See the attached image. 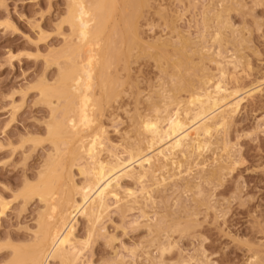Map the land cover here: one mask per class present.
<instances>
[{
	"label": "rangeland",
	"instance_id": "obj_1",
	"mask_svg": "<svg viewBox=\"0 0 264 264\" xmlns=\"http://www.w3.org/2000/svg\"><path fill=\"white\" fill-rule=\"evenodd\" d=\"M118 1L117 10L108 22L109 28L105 29L102 42H99L101 47L105 43L111 52L119 49L121 53L119 57L115 55L119 58L117 61L115 52L112 53L115 58L110 59L108 68L111 79L116 81L113 80L115 83L112 82L109 89L106 80L107 97L100 93L103 86L99 80L92 91L94 97L99 94L103 97L94 107V123L90 126L98 135L101 133L100 159H112L110 153L122 160L127 158V146L133 142L140 144V138H144V134L135 130L140 116L154 115L151 104L162 105V97L168 95L167 92L175 93L171 90L173 81L169 73L173 74L177 69L169 67V62L165 71L161 67H166L164 57L167 54L175 57L173 49L179 46L178 38L186 40L184 49L187 52L189 49L193 52L198 44L202 53L214 56L217 62L221 60L227 92L233 89L241 93L255 86L258 90L242 100L238 112L228 122L226 130L223 129L224 135L222 130L214 134L213 142L220 143L223 139L220 144L227 143L229 155L214 148L212 151H219L223 153L218 152L221 157L225 156L224 160L231 157L230 160L224 162L209 150L198 159L203 162V167L193 164L187 174L184 166L169 169L163 182L156 170V178L161 180L158 185L152 184L154 181L145 182L147 178L144 180L151 199L144 198L146 189L141 192V183L122 176L119 180L121 188L133 190L134 197L126 196L127 200L122 193L121 202L108 200L109 208L94 224L96 232L91 243L82 248L83 264H251V256L255 254H258L256 261L258 257L264 259V84L261 83L264 78V0H135L138 4L140 1L141 6L137 4L138 11L130 19L122 14L124 8L121 0ZM67 3V0H0V200L8 205L0 215V243L5 244L0 245V264L10 257V242L20 244L31 239L36 217L45 209V204L37 197L25 205L18 192L24 181L33 183L36 180L48 152L53 151L45 133L51 113L49 106L40 101L37 86L41 79L52 84L58 66L51 61L75 41L68 24L63 21ZM216 12L222 14L221 20L229 25L221 27V42L215 41L213 36L220 28L216 23ZM129 20L134 25L129 36L136 44L131 46L121 38L122 28ZM218 50L223 58L215 56ZM164 51L165 55L161 53ZM158 52L163 61L156 59ZM185 52L182 51L184 56L189 54ZM192 52L187 57L192 63H200L201 54ZM151 53L154 54L151 56ZM206 60L200 66L205 65L208 72L213 71L212 74L218 76L215 61ZM59 61L64 63V58ZM181 70L184 73L185 70ZM176 96L186 99L188 93L181 91ZM52 101L56 103L55 98ZM91 128L87 133L93 131ZM144 144L143 141L141 146L145 150ZM222 162L229 165L224 167ZM232 162L235 165L231 166ZM221 165L223 170H216L221 172H217L220 180L215 176L217 180L213 178L210 182L208 179L210 183H207L205 174L209 171L206 170ZM74 166L71 168L73 180L78 185L83 177ZM172 171L177 174L168 178L173 175H170ZM75 198L79 199L78 195ZM87 222L86 218L77 216V239L86 237L90 228ZM172 225L178 226H174L176 230ZM165 244L167 251L158 250Z\"/></svg>",
	"mask_w": 264,
	"mask_h": 264
},
{
	"label": "bare ground",
	"instance_id": "obj_2",
	"mask_svg": "<svg viewBox=\"0 0 264 264\" xmlns=\"http://www.w3.org/2000/svg\"><path fill=\"white\" fill-rule=\"evenodd\" d=\"M67 1V15L65 18L63 17V21L68 24L71 35L74 36L75 41H73L74 43L68 45L62 54L60 53L53 61H51L58 66L57 74L52 84H48L46 80L41 79L37 86L40 101L49 106L51 113V117L48 120L45 128V133L47 141H49L53 146V151H51L52 153L48 152L47 159L45 160L44 164L41 165L42 168L40 169L36 180L33 181V183L32 181H29V183L28 180L24 181V186L22 185V188L20 187L21 190L19 189L21 192H18V195H20V197L22 196L21 198L24 200L23 202L25 205L26 202L28 203L29 200L33 199V197H37L39 202H43L45 204V209L43 212H39L38 217H36V228L32 232V236L30 237L31 239L28 241L26 240L25 243L24 240L23 243L20 244H11L10 242L8 245L11 249V253H9L10 257L7 262L4 261L7 264H51L52 261H57L59 264H83L82 256L85 255H82V248L88 246L91 243V239L96 232L94 224L99 218L101 219V214L107 210V208H109L108 200L111 202L112 199V201L114 200L118 203V201L121 202L123 198H126V196L132 197L135 194V192L131 189H126L123 186L122 187L124 189L121 188L122 184L120 185L119 180L122 176H127L131 179L133 178L137 180L136 182L141 183V192L143 193V189L145 190L147 188L145 186V182L154 181L152 184L158 185L157 183L161 181H159V178H156V170L161 175V182H163L164 176L167 177V175H169V169H179L180 167L184 166L185 173L187 174L190 169H193V164L203 167V162L201 161L202 163H200L198 159L200 160L205 152L209 150L212 151L213 148L215 150H220L221 152H226L228 148L227 143H224V141L222 144H220L223 139L220 140V143L216 139H214L216 141L213 142L212 139L214 134H218L217 132L222 130L221 134L224 135L223 129H225L227 124L229 125L228 122L231 121L230 119L238 112L242 100L251 96L258 90V87L255 86L253 88L246 89V91L244 90L245 92L242 91L243 93H239V90L233 91V89V92L231 90L227 92V88L224 86L225 82L223 81L225 76L224 69L221 68L223 66L221 60H218L217 62V59H215L214 56H207V52L202 53V51H200L202 48L199 46L197 47L198 44H195V54L198 52V55L201 54L200 56L202 57H199L200 61L202 60L201 62H204L203 60L206 59L215 61L214 63H216L215 65H218V68L217 66L215 67L218 70L217 72L220 74L217 76V74H212L213 71L208 72L210 70H207L206 67L204 68L205 65L200 66L202 65L200 64L201 62L197 63L196 61L192 63L190 61L191 58H188V55H190L192 51L189 49L187 52V50L184 49L185 45L187 44L186 40L183 38V40L178 38L176 42L178 44L179 40V46L177 45V49L176 47L173 49L175 52V57L172 58L174 60H172L170 57L172 55L166 53L167 56L164 57L166 58V67H161V70L164 69L163 71L166 70L168 65L169 67L172 66V69H177L175 73L173 72L172 74L171 71V74L169 73V75H171L169 77L172 78L171 82L173 81V83H171V86L173 85V89L171 87V90L175 93H172L171 95L169 92H167L168 95L166 94L162 97V105H157V103L151 104L152 107H150V110L154 115H139L141 118L137 123L138 125H135V130L137 129L141 135L144 134V138H140V140L138 139L140 144L139 142L138 144H134L133 142V145L127 146L125 151L127 152L128 157L126 156V160H122L119 156H116L112 153H110L112 155V159L104 160L105 157L100 159L101 157L99 151L101 150L99 147L101 145V133L99 132L100 134L98 135V133L95 132L90 126L94 123L92 114L94 107L99 104L100 99L102 100L103 97L100 94L99 95L101 98L99 95L98 97H94L92 91L97 84L96 81L99 80V84L103 86V88H101L102 92L100 93H102L104 96L106 95L107 97L109 96L108 90L111 89L110 84H112V82L114 84L116 81L115 79H111L110 75L108 74V68L109 64L111 63L110 59L113 57V55H117V57H119L118 55L121 53L118 51L119 49H116V47L114 48L116 50H113L115 53L111 52V48L108 45L104 43V46L106 45V47H101L99 42H102L101 36L105 34V29L107 30V28H109L108 22L110 17L113 16L112 14L117 10L116 5L117 2L120 1ZM121 2L124 8V12L122 13L123 15L125 14L129 19L130 17H133L132 15H136V11H138L136 9L138 7V1L121 0ZM141 2H143V0H141ZM139 6H141V4ZM221 18L222 14L221 16L218 15L216 18V23L218 25L220 24V28L218 30L216 29L213 35L215 41L218 40V42H221L223 39V36H221L223 35L221 27H225L228 24H226L227 21H222ZM124 26L125 27L122 26L123 30L121 31L123 36L121 37L120 35V37L123 38L124 41L126 40V42H128L127 45L131 46L133 43L135 44L134 39L129 36V33L132 32V28L134 26L132 20L131 22L130 20L126 22ZM111 29H113V26ZM220 33L222 34L220 35ZM124 41L121 40L122 43H124ZM102 48H104L103 51ZM131 48L132 47H130V49ZM185 50L187 53H189L187 55L185 54L186 56H184V53H182V51L185 52ZM194 51L192 53H194ZM165 52L166 51L161 53L165 55ZM112 53L114 54L112 55ZM140 53L142 54V52ZM154 53H151V56ZM161 53L160 55L159 52L158 54L156 53L157 56L155 54L156 59L158 58L159 61H163ZM203 54H205V56L208 58L205 59ZM216 55L218 57H220V55L222 56L220 50H218V52L215 51V56ZM144 56H146V53ZM62 57L64 58V63L61 62V64L59 58ZM117 57L115 61L119 59ZM211 57L214 58L212 59ZM223 57L224 56L220 58ZM112 61L114 62V60ZM220 64L222 65L220 66ZM181 69L185 70L184 73L187 72L189 74L181 73ZM235 74H237V72ZM262 77H264V75ZM106 80L109 81V87L106 86L108 85ZM261 83L264 84V78L261 79ZM105 87H108L109 89L106 90L107 88L105 89ZM181 91L188 93L186 99H180V96H176ZM173 94L176 95L174 96ZM106 97H104V99ZM53 98L56 99V103H53ZM90 128L93 131L91 130L92 132L87 133ZM134 134L136 135V133ZM143 141L146 144L145 150L143 149V146H141ZM33 142L34 141H32V143ZM219 144L222 146H219ZM212 152L217 156L223 154L219 151L218 152L220 154L215 151ZM227 152H229V150ZM224 157L225 156L221 157L220 159H223ZM219 158L215 157L216 162L217 159L219 162ZM229 158L231 159V157ZM230 159L227 158V160ZM224 162H222L223 166L226 165ZM132 164H137L138 167L135 168ZM233 165H235L234 162H232L231 166ZM72 166L77 167V173L83 177L82 183H80V181V184L78 185L76 182H74L75 180H73L74 174L72 173ZM224 167L221 165L218 166V168L213 167L215 170H206V172L209 171L207 174H205L206 181L209 179L211 182L215 176L219 177L221 172L218 171L219 169L223 170ZM205 168L207 167L205 166L204 169ZM225 169L228 170V168ZM160 171L163 173V175ZM217 172L219 174H217ZM164 173L166 174L164 175ZM171 174H173V171L170 173V175ZM176 174L174 173L168 178L175 177L174 175ZM203 176L201 177L203 178ZM148 177H151L152 180H148L150 179ZM146 178L147 180H145ZM166 180L167 179L165 178V181ZM218 180H220V177ZM209 181H207V183ZM183 185L184 183H182V187H184ZM195 187H197V185ZM185 189L188 188L185 187ZM149 190L146 189L144 194L146 197L144 196V198H150L151 194ZM121 194L123 195V198L121 197ZM75 195H78L79 199L75 198ZM121 198L122 200H120ZM3 201V199L2 201L0 200V215L4 213L5 208L8 206L6 205L7 203ZM77 216L86 218L88 221L87 223L90 224V228L85 235L86 237L82 240L77 239L75 236ZM174 226L172 225V229H174ZM176 227L178 226L176 225L175 228ZM0 245L5 246V244L1 243ZM163 245H160V248L158 249H161V252H163L164 249H167L165 248L166 244L165 246ZM255 255L251 256L252 258L250 257L254 261L252 262L254 264H264V259L262 258V260L260 259L261 257H258L260 260L257 258L256 261L255 257H257L258 254L256 256ZM252 262L250 260L251 264ZM87 264H91V262H88Z\"/></svg>",
	"mask_w": 264,
	"mask_h": 264
}]
</instances>
